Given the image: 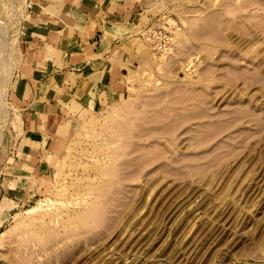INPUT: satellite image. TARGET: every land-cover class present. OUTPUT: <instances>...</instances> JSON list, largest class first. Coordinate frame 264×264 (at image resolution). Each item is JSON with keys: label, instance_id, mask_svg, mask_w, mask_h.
<instances>
[{"label": "rangeland", "instance_id": "rangeland-1", "mask_svg": "<svg viewBox=\"0 0 264 264\" xmlns=\"http://www.w3.org/2000/svg\"><path fill=\"white\" fill-rule=\"evenodd\" d=\"M151 2L173 53L145 47L32 200L0 192V264H264V0ZM25 5L0 0V150Z\"/></svg>", "mask_w": 264, "mask_h": 264}, {"label": "crops", "instance_id": "crops-1", "mask_svg": "<svg viewBox=\"0 0 264 264\" xmlns=\"http://www.w3.org/2000/svg\"><path fill=\"white\" fill-rule=\"evenodd\" d=\"M152 8L151 0H26L15 123L0 150L3 197L32 200L85 119L125 99L129 70L147 47L138 30Z\"/></svg>", "mask_w": 264, "mask_h": 264}, {"label": "built area", "instance_id": "built-area-1", "mask_svg": "<svg viewBox=\"0 0 264 264\" xmlns=\"http://www.w3.org/2000/svg\"><path fill=\"white\" fill-rule=\"evenodd\" d=\"M181 26L169 13L150 15L139 27L138 34L147 47L158 57H168L174 50V39Z\"/></svg>", "mask_w": 264, "mask_h": 264}, {"label": "bare ground", "instance_id": "bare-ground-1", "mask_svg": "<svg viewBox=\"0 0 264 264\" xmlns=\"http://www.w3.org/2000/svg\"><path fill=\"white\" fill-rule=\"evenodd\" d=\"M190 30H191V29H190ZM3 34H4V33H3ZM189 34H190V33H189ZM191 34H192V33H191ZM2 40H3V39H2ZM175 42L178 43V44H181V43L178 42V39H177V41L175 40ZM178 46H179V45H178ZM183 46H184V45H183ZM162 97H163V96H162ZM129 119H130V118H129ZM118 124H119V122H118ZM133 125H134V124H133ZM119 126H120V124H119ZM122 126H123V124H122ZM120 127H121V126H120ZM134 127H135V126H134ZM134 127H133V128H134ZM123 128H124V127H123ZM125 128H126V127H125ZM127 128H128V127H127ZM127 128H126V130H127ZM129 128H130V127H129ZM140 128H141V127H140ZM130 129H131V128H130ZM141 131H142V130H141ZM148 131H149V130H148ZM150 131H151V130H150ZM150 131H149V132H150ZM130 132H131V131H130ZM144 132H145V131H144ZM113 133H114V132H113ZM115 133H116V132H115ZM122 133L125 134L124 131H121V134H119V132H118V133H117V136H119V135L121 136ZM124 134H123V135H124ZM126 134H127V133H126ZM127 135H128V134H127ZM137 136H138V135H137ZM121 147H122V146H121ZM122 150H123V149H122ZM123 151H125V150H123ZM113 154H114V153H113ZM124 154H125V153H124ZM126 154H127V153H126ZM120 155H121V153H120ZM113 169H115V168H113ZM113 169H112V171L114 172ZM115 170H116V169H115ZM117 172H118V171H117ZM131 173H132V172H131ZM115 174H116V172L113 174V176H115V179H116L117 183L121 182L122 179H123V180H125V179H131L132 177H134V174H133V173H132L133 175L131 174V175L127 176V177L125 176L126 174H124V177L122 176L123 178L120 177V175H119L118 173H117L116 175H115ZM129 174H130V173H129ZM118 175H119V176H118ZM114 184H115V183H114ZM110 186H113V183H112V184H105V185H103V187L100 188V189H101V190H102V189H105V192L107 191V193H109V192H111V188H110ZM104 187H105V188H104ZM100 189H99V190H100ZM100 192H101V191H100ZM101 193H102V192H101ZM107 193H106V194H107ZM106 194H105V195H106ZM103 208H104V207H103ZM99 215H100V214H99ZM98 219H99V218H98ZM93 220H94V219H93ZM35 235H36V234H35ZM51 240H52V239H51ZM50 242H51V241H50ZM25 258H26V257H25ZM26 259H27V258H26ZM25 261H26V260H25Z\"/></svg>", "mask_w": 264, "mask_h": 264}]
</instances>
